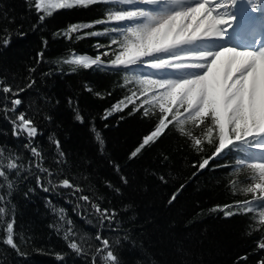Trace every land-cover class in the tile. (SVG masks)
<instances>
[{
    "label": "trees",
    "instance_id": "obj_1",
    "mask_svg": "<svg viewBox=\"0 0 264 264\" xmlns=\"http://www.w3.org/2000/svg\"><path fill=\"white\" fill-rule=\"evenodd\" d=\"M33 8L26 0H0V32L9 30L0 35V41L10 39L7 47L0 45V78L14 88L24 87L27 78L35 79V85L20 94L23 103L18 111L26 112L39 129L35 143L43 151L44 167L58 174L57 181L68 178L79 186L82 192L77 195H88L102 208L115 209L116 231L101 229L90 205L73 197L71 190L57 187L44 192L37 187L35 168L22 171L19 177L13 173L11 196L6 187L0 189L6 197L0 205L6 209L0 215V237L6 223L14 222L18 250L0 243V264H92L95 248L100 246L95 239L98 231L110 241L128 234V241L113 245L120 264H237L245 255L248 259L239 264H256L264 257L257 247L264 234L260 209L254 207L252 213L231 217L213 211L217 206L252 199V194L244 192L251 170L236 165L235 151L210 159L208 167L198 170V165L215 152V134L209 144L202 135L203 126L186 123L185 132L203 141L197 149L193 139L182 134L173 121L154 143L129 159L162 114L157 104L143 103L142 84L134 72L110 64L119 51L118 44L109 46L117 34L104 31L111 22L94 24L107 19L108 5L55 10L43 23ZM82 22L94 26L70 33L71 38L62 34L54 37V33ZM34 25L39 26L33 30ZM20 32L26 35L21 37ZM86 32L100 34L86 36ZM42 39L47 41L46 48ZM41 51L43 61L37 64ZM76 55L99 56L100 63L85 69L64 62ZM30 67L36 71L29 73ZM77 111L84 117L83 123L75 119ZM56 140L65 153L59 165ZM22 144L13 137L12 125L0 112V146L19 152L27 165L29 153ZM121 176L127 178L126 184ZM108 182L120 189L119 194L107 187ZM173 194H177L176 199L169 203ZM60 209L72 220L75 239L85 249L83 254L77 255L68 247L64 239L67 226L58 222Z\"/></svg>",
    "mask_w": 264,
    "mask_h": 264
},
{
    "label": "snow or ice",
    "instance_id": "obj_2",
    "mask_svg": "<svg viewBox=\"0 0 264 264\" xmlns=\"http://www.w3.org/2000/svg\"><path fill=\"white\" fill-rule=\"evenodd\" d=\"M26 2L34 6L31 10L36 12L40 23L51 17L55 10L86 8L97 3L107 4V19L97 20L94 24L111 22L112 26L105 28L104 31L117 34L111 39L109 46L118 44L119 51L110 64L112 67L123 69L131 67L148 69L140 80L144 86L143 103L153 106L158 104L159 112L162 114L154 130L144 136L142 143L131 152L129 159L135 158L145 146L154 143L173 121L179 126V131L191 137L194 146L199 149L202 139L186 133L183 126L188 122L196 127L203 126V137L212 144L215 134L218 145L213 156L204 159L198 165V170L208 167L210 159L231 151L237 153L236 165L246 166L251 170L249 183L244 192L252 194V199L234 201L233 204L223 207L217 206L213 211L219 210L225 217H231L252 213L255 207L260 209L259 224L264 226V0H26ZM257 12L260 14L254 15ZM5 19H8L9 23H14V20L7 17ZM94 24L83 22L72 24L66 30L54 33V37L61 34L69 36L70 33L81 32L83 29L93 27ZM38 26L34 25L33 30ZM229 29L232 31L229 32ZM8 31L5 28L0 35ZM99 34L84 33L86 36ZM19 35L23 37L26 33L20 32ZM9 43L10 39L0 41L3 47H7ZM42 45L46 48L47 41L42 39ZM43 55V51L37 53V64L43 61ZM64 62L88 69L100 63V57L76 55ZM35 71V67L28 69L29 73ZM27 80L24 87L14 88L12 84L5 83V80L0 78L2 94L0 112L4 113L12 125L13 137L22 140V146L29 153L26 165L19 152L8 151L6 147L0 146L2 180L0 189L6 187L10 197L14 187L10 176L14 173L19 177L22 171L35 168L38 173L35 176L37 187L44 192L55 190L57 187L71 190L73 197L90 205L101 229L106 227L109 231H116L118 213L115 209L102 208L99 202L92 200L88 195H77L82 192L79 186L74 185L68 178L57 181L58 174L44 167L43 151L35 143L36 137L40 135L39 129L33 118L24 111H18L23 103L20 94L31 89L36 83L34 78ZM86 90L91 91V88L86 86ZM69 103H72L71 98ZM148 114L149 111L145 108L144 115ZM46 119L50 120L51 117ZM75 119L84 122V117L78 111ZM103 119H107V115ZM96 140L103 143L99 133H96ZM53 143L57 148L56 163L59 165L65 153L60 149L58 140ZM116 168L118 170V165ZM44 177H47L46 184ZM163 179L161 177V180ZM121 181L126 184L127 178L121 176ZM107 187L117 194L120 192V189L115 188L110 182L107 183ZM183 187L181 185V189ZM176 195L171 196L169 203L176 199ZM5 200V195L0 192V205H3ZM77 207L80 205L77 204ZM5 211V207L0 206V215ZM83 215L84 213H81V216ZM57 217L59 223L67 226L64 239L68 242V247L77 255L83 254L85 249L75 239L73 222L66 217L65 210L60 209ZM251 234L249 232V235ZM20 239L23 240L24 237ZM95 239L100 242V246L95 248L92 264H97L98 259L100 264H120L118 255L113 251V245H119L122 240L128 241L130 239L128 234L124 233L123 237L110 241L98 231ZM0 243L18 250L14 222L6 223ZM257 247L264 252V234L261 235ZM247 259V255L239 257L237 264L240 260ZM256 264H264V257L257 259Z\"/></svg>",
    "mask_w": 264,
    "mask_h": 264
},
{
    "label": "rangeland",
    "instance_id": "obj_3",
    "mask_svg": "<svg viewBox=\"0 0 264 264\" xmlns=\"http://www.w3.org/2000/svg\"><path fill=\"white\" fill-rule=\"evenodd\" d=\"M254 15H259V12H257V13H254ZM234 24H235V22H234ZM129 70H131L132 72H134L135 73V77H137V81L140 83V80H141V78H142V76L146 73V72H148L149 70L148 69H146V68H144V69H142V68H139V67H131V68H129ZM144 89V86L142 85V90ZM158 105V104H157ZM182 111V110H181Z\"/></svg>",
    "mask_w": 264,
    "mask_h": 264
},
{
    "label": "bare ground",
    "instance_id": "obj_4",
    "mask_svg": "<svg viewBox=\"0 0 264 264\" xmlns=\"http://www.w3.org/2000/svg\"><path fill=\"white\" fill-rule=\"evenodd\" d=\"M260 14V13H259ZM232 31V29H229V32H231Z\"/></svg>",
    "mask_w": 264,
    "mask_h": 264
}]
</instances>
